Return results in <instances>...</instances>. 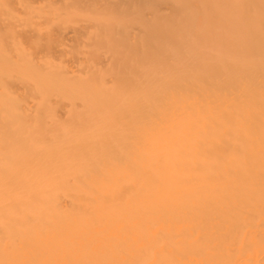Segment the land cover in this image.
<instances>
[{"label":"bare ground","instance_id":"bare-ground-1","mask_svg":"<svg viewBox=\"0 0 264 264\" xmlns=\"http://www.w3.org/2000/svg\"><path fill=\"white\" fill-rule=\"evenodd\" d=\"M0 264H264V0H0Z\"/></svg>","mask_w":264,"mask_h":264}]
</instances>
